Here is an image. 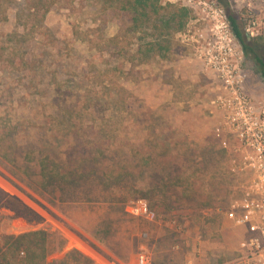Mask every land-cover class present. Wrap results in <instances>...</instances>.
Segmentation results:
<instances>
[{"label": "rangeland", "instance_id": "1", "mask_svg": "<svg viewBox=\"0 0 264 264\" xmlns=\"http://www.w3.org/2000/svg\"><path fill=\"white\" fill-rule=\"evenodd\" d=\"M3 1L0 92L38 124L24 144L53 175L34 162L21 173L0 157V264L232 259L242 233L225 210L242 178L233 147L223 145L231 139L216 133L222 84L181 36L189 27L168 59L143 61L139 48L151 37L126 32L128 17L109 0H57L43 19L31 0ZM231 8L248 38L264 34H248L246 6ZM24 32L22 46L10 38ZM10 58L16 69H7ZM242 70L245 91L264 101L251 56Z\"/></svg>", "mask_w": 264, "mask_h": 264}, {"label": "built area", "instance_id": "2", "mask_svg": "<svg viewBox=\"0 0 264 264\" xmlns=\"http://www.w3.org/2000/svg\"><path fill=\"white\" fill-rule=\"evenodd\" d=\"M230 6L247 8L248 34L264 31V0H228ZM192 9L193 19L185 42L193 45L198 59L216 74L223 93L214 104L221 113L216 127L225 147L232 146L234 171L241 174L234 195L225 210L227 218L242 233L237 254L217 264H264V104L245 91L242 66L245 54L226 7L220 0H180ZM206 24L204 30L198 24ZM147 210V209H146Z\"/></svg>", "mask_w": 264, "mask_h": 264}, {"label": "trees", "instance_id": "3", "mask_svg": "<svg viewBox=\"0 0 264 264\" xmlns=\"http://www.w3.org/2000/svg\"><path fill=\"white\" fill-rule=\"evenodd\" d=\"M220 1L228 11L235 35L242 46L244 54L252 57L256 64V71L264 80V34L248 38L245 34L241 18L232 10L228 0ZM109 2L128 17L129 28L126 32H133L135 34L141 32L143 33L142 38L145 39L147 36L151 37L149 40H145V42H143L144 44L139 48L140 53L143 52L142 48L145 49V58L143 61L147 59L146 57L152 56L168 59L173 50L175 36L180 32H184L194 17L192 9L183 4L169 1L109 0ZM31 3L32 5L30 8L33 9V15L42 13L43 19L47 13L52 10L54 5H56L57 0H31ZM4 5V1L0 2V11ZM0 14L2 15V13ZM148 28L152 29L153 32L151 34L146 32ZM14 37L18 38L16 42L22 46L29 40V33L24 32L19 35L15 34L10 38L13 40ZM1 51V58L3 59V55L8 51V48L3 47ZM13 51H16V48H14ZM21 60L22 65H24L25 59L22 57ZM15 61V59L10 58L6 66L7 69H16L17 65ZM8 101L9 99H5V102H3V95L0 92V157L3 159V162L13 165L21 173L28 171L27 168L29 167H25V163L34 162L36 168H40L41 172L47 177L49 173L53 175V167L48 166L46 160L35 156V149L29 151V146L33 145L24 144V141L27 139L26 131L31 127L38 126V124L29 122L30 120L27 119L23 113L15 112L10 109ZM18 159H20V163ZM6 197H8V195H6ZM5 200L6 198L1 194L0 208L7 207ZM36 234L37 232L25 234V236ZM12 237L17 240L22 236ZM19 243L22 245L24 242L20 240Z\"/></svg>", "mask_w": 264, "mask_h": 264}, {"label": "crops", "instance_id": "4", "mask_svg": "<svg viewBox=\"0 0 264 264\" xmlns=\"http://www.w3.org/2000/svg\"><path fill=\"white\" fill-rule=\"evenodd\" d=\"M255 100L258 101V102H260V103H263V104H264V101H260V100H257V99H255ZM235 228H236V227H235ZM236 229H238V228H236ZM241 239H242V236H241V238H240V240H239V242H238L237 248H235V250L233 251L232 256H234V255L237 254L238 246H239V243H240ZM139 256L142 257V258H141V262H142V263H146V262H147V260H148V256H146L145 253H141Z\"/></svg>", "mask_w": 264, "mask_h": 264}]
</instances>
